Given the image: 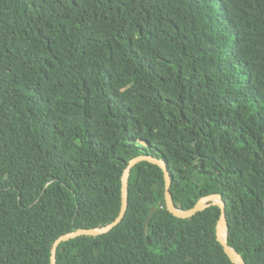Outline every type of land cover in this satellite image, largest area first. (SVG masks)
Masks as SVG:
<instances>
[{
    "label": "trees",
    "instance_id": "1",
    "mask_svg": "<svg viewBox=\"0 0 264 264\" xmlns=\"http://www.w3.org/2000/svg\"><path fill=\"white\" fill-rule=\"evenodd\" d=\"M140 154L177 208L220 194L227 244L264 264V0H0V264L113 221ZM219 214L173 216L140 161L122 220L56 264H236Z\"/></svg>",
    "mask_w": 264,
    "mask_h": 264
},
{
    "label": "water",
    "instance_id": "2",
    "mask_svg": "<svg viewBox=\"0 0 264 264\" xmlns=\"http://www.w3.org/2000/svg\"><path fill=\"white\" fill-rule=\"evenodd\" d=\"M140 161H147L149 163H152L154 165H157L160 167L163 173V179H164V200H165V205L166 209L169 213H171L173 216L178 217V218H189L196 214L199 211H203L207 209L208 207L215 205L219 208L220 214L218 217V221L216 224L215 228V234H216V240L220 243V245L223 247L224 252L227 254V256L236 264H246L245 261L243 260L242 256L236 252L232 247H230L227 242V218H226V213L224 209V201L222 200L220 194L218 193H211L206 196L200 197L197 202L190 208L188 209H180L177 208L172 201L171 193H170V185H171V179H170V174L168 171V167L166 162L158 157L152 156V155H146V154H140L137 155L133 158H131L123 173L121 176V199H120V210L116 218L111 221L110 223L102 226V227H94V228H76L73 231H69L67 233H64L57 237L51 247V254H50V263L51 264H56V258H55V253H56V248L59 243L67 241L69 239L85 235V236H96L99 234H103L108 232L113 226L118 224L127 209V184H128V176H129V171L132 166H134L136 163ZM225 228V236L221 235V230Z\"/></svg>",
    "mask_w": 264,
    "mask_h": 264
},
{
    "label": "bare ground",
    "instance_id": "3",
    "mask_svg": "<svg viewBox=\"0 0 264 264\" xmlns=\"http://www.w3.org/2000/svg\"><path fill=\"white\" fill-rule=\"evenodd\" d=\"M221 235H222V236H225V228H223V229L221 230Z\"/></svg>",
    "mask_w": 264,
    "mask_h": 264
}]
</instances>
